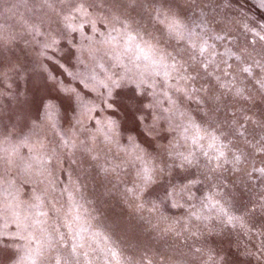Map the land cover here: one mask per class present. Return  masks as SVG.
<instances>
[{
    "label": "snow or ice",
    "instance_id": "1",
    "mask_svg": "<svg viewBox=\"0 0 264 264\" xmlns=\"http://www.w3.org/2000/svg\"><path fill=\"white\" fill-rule=\"evenodd\" d=\"M106 3L42 0L41 6L59 17L61 30L50 32L42 45L40 55L50 67L41 63L40 73L26 77L32 86L31 101L9 116L11 126L0 129V264H122L111 237L93 229L94 218H85L83 205L73 194L64 204L53 195L60 183L57 170L63 169L69 156L75 157L77 149L86 154L84 162L92 163L93 170L100 151L121 162L101 165L106 175L119 178L123 166L132 167V186L124 192L137 208L148 203L150 211L160 213L188 205L181 228L192 236L202 234L201 225L214 231L213 221L219 222L221 230L243 223L242 216L225 206L227 201L220 204L217 199L219 189L229 187L221 180L226 165L229 171L247 172L249 179L259 173L255 178L264 182V167L252 165L248 171L244 165L250 163L251 153L233 140L243 139L264 154V136L253 144L235 112L231 119L221 117L229 101L264 106V0L255 3L259 18L238 13L243 17L240 36L227 26H218L219 31L212 27L215 17L204 7L211 8L212 0H147L146 4L114 0L109 5L112 14L101 16L98 13ZM4 32L0 25V47ZM241 37L244 41L238 43ZM100 46L109 64L108 68L97 65L103 69L102 77L71 71L73 57L84 64L85 59L95 58ZM63 73L77 85L59 87L63 81L58 76ZM53 88L56 95L51 94ZM69 111L74 116H68ZM252 122L264 130V107L261 118ZM64 123L69 125L67 130ZM18 128H29L30 134L21 137ZM43 128L56 137L54 145L39 138L36 130ZM76 132L86 139L78 140ZM70 162L79 163L75 158ZM206 184L207 191L198 187ZM26 187L31 191L28 199H22ZM196 200L200 211L194 210ZM50 213L55 216L52 223ZM228 255V251L216 252L209 260L252 264L251 260L229 261ZM244 255L256 253L245 250ZM257 264H264V243Z\"/></svg>",
    "mask_w": 264,
    "mask_h": 264
},
{
    "label": "rangeland",
    "instance_id": "2",
    "mask_svg": "<svg viewBox=\"0 0 264 264\" xmlns=\"http://www.w3.org/2000/svg\"><path fill=\"white\" fill-rule=\"evenodd\" d=\"M113 2L114 0H107L104 8L98 14L110 16L113 10L109 5ZM122 2H126V0H122ZM141 2L146 4L147 0H141ZM229 3L232 5L231 8L227 7ZM255 3L256 0H212L211 8H208L206 4L204 7L210 16L215 17L212 27L219 31V27L227 26L236 36H240L239 28L243 17L238 13L246 12L250 17L259 18V13L254 10ZM41 4L42 0H0V25L5 29L3 34L5 43L0 47V117H2L0 129L4 125L11 126L12 121L9 120V116L18 112L25 101L32 99V86L26 77L29 74L40 73L42 71L41 63L50 67L44 57L40 55L43 50L42 45L49 38L50 32L58 33L61 30V25L58 23L59 17L47 8H43ZM60 7L57 4V8ZM137 11L141 10L137 9ZM196 11L198 13L199 9ZM128 14L137 20L140 18L137 12L129 11ZM97 26L100 27L99 24ZM86 31L91 34L87 28ZM74 35L76 41H79V35ZM251 38V36L248 37V39ZM243 41L244 37H241L238 43ZM220 50L223 51L222 48ZM104 52L105 49L100 46L95 58L85 59L84 64H79L73 57L69 67L71 71L82 73L85 76L95 72L99 77H102L104 75L103 69L97 65L103 64L104 68L109 67ZM63 62L62 60L61 63ZM58 81H63L62 84H59L61 88L77 85V81L72 80L66 73L59 75ZM249 87L251 88L252 85ZM51 94L56 95L55 88L52 89ZM261 107L264 106H253L243 101H229L228 107L225 112L221 113V117L231 119L232 113L235 112L237 114L236 119L244 122L245 128H247L245 136L255 144L264 136V130L252 122L261 118ZM32 114L34 116L35 112L33 111ZM68 116L71 117L74 114L69 111ZM245 117H250L251 121L245 120ZM63 127L64 130H67L69 125L64 123ZM30 131L29 128H23L22 131L17 129L21 137L29 135ZM36 131L40 139L46 138V143L52 141L54 145L56 137L51 130L43 128ZM127 135V132L122 134V142L123 137ZM75 136L78 140L86 139L82 132H76ZM36 138L33 136V140ZM233 140L246 153H251L249 156L250 163L244 165L248 171H251L252 165L264 167V163H261L264 154L254 151L250 145L244 143L243 139L233 138ZM113 152H115V148H113ZM99 155L100 160L94 162L97 167L93 170L92 163L84 162L86 154H83L81 149H77L75 157L69 156L63 164V169L57 170L56 175L59 177L60 183L53 195L60 200V203L68 202L69 194H73L77 203L83 205L82 211L85 218H94L91 219L93 229L111 237L116 250L120 253L122 264L129 259L134 261V264H149V262L150 264H202L200 260H193L194 262L190 263L187 256L188 248L191 247V251L193 250L191 241L197 239L196 236L190 235L189 232L183 231L181 228V224L188 217L189 206L165 208L160 213L150 211L151 206L148 203H145L142 209L137 208L136 203L124 192L126 186H132L134 169L125 165L120 169L119 178L111 174L106 175L100 169L101 165L112 166L121 162L114 159L111 153L105 157V152L100 151ZM73 158L79 162L77 165L71 164L70 161ZM106 159L107 164H105ZM229 168L230 166L226 165L221 176V180L229 187H221L219 189L221 195L217 196V199L220 204H225L227 201L225 206H230L233 214L242 216L243 223L247 224L245 225L246 228L244 227L246 236L248 238L259 236L260 239H263V242L261 240L262 244L264 243V235L261 233H264V226L260 224L259 220H264V209L261 208V205H264V182L255 178L259 176V173H254L253 178L249 179L247 172L243 170L229 171ZM198 187H203L204 191H207L209 185ZM65 188L67 191L60 195L62 189ZM30 191V187L24 188L22 199H28L27 193ZM212 191L216 192L217 189H212ZM229 192L231 195L228 194ZM196 196L200 197L201 193L196 192ZM193 203L196 204L194 210L200 211L199 201L196 200ZM50 217L49 223H52L55 216L50 213ZM178 220L181 222L180 224L176 223ZM216 222L218 221L212 223L217 225ZM237 224L241 223L238 222ZM218 225L221 229L222 226L219 222ZM229 228L230 226L221 231L226 232ZM205 230L204 226L201 225L200 233ZM177 232L181 234L177 235ZM237 237L231 232L226 238L227 243L224 244V247L230 253L227 257L229 261L247 262L251 260L252 264H257L261 250L260 242L259 246L256 247L250 243L244 245L243 242H241L243 245H239L240 239ZM100 246L102 247L103 244ZM182 248L187 251L185 252ZM245 250L256 253V256L244 255ZM97 264H102V262H97Z\"/></svg>",
    "mask_w": 264,
    "mask_h": 264
},
{
    "label": "trees",
    "instance_id": "3",
    "mask_svg": "<svg viewBox=\"0 0 264 264\" xmlns=\"http://www.w3.org/2000/svg\"><path fill=\"white\" fill-rule=\"evenodd\" d=\"M260 224L264 226V220L260 219L259 220ZM217 225H214V231H208L205 230L204 232L201 231L202 234H198L196 235L195 238L197 239H193L191 241V245L193 246V250L191 251V247L188 248V260L190 263L194 262L193 260H200L202 261V264H212V261L209 260V255H215L216 252H220L221 255H224V252L227 251V249L224 247V244L227 243L226 242V238L229 236V234L232 232V235L234 234L235 237L240 239L239 245H246L247 243H250L252 246L256 247L259 246V242L261 244V240L263 242V239H260L261 237L259 236H255L252 238H248L245 234L246 230L245 228V223L243 224H236V227H232L230 226V228L228 230H226V232H222L218 222H216ZM256 223V222H255ZM258 226V225H256ZM245 227V228H244ZM236 231V232H235ZM248 235V232H247ZM229 241V240H227ZM254 242V244H252V242ZM241 242H243V244H241ZM195 248H201L202 252L201 253H194V249ZM182 250H184L185 252L187 251L185 248H182ZM181 251V249H180Z\"/></svg>",
    "mask_w": 264,
    "mask_h": 264
}]
</instances>
